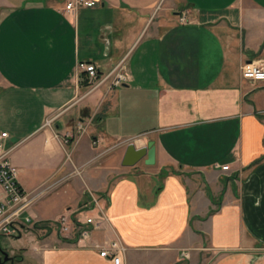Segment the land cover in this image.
<instances>
[{"label":"crops","instance_id":"1","mask_svg":"<svg viewBox=\"0 0 264 264\" xmlns=\"http://www.w3.org/2000/svg\"><path fill=\"white\" fill-rule=\"evenodd\" d=\"M67 1L0 0V131L30 200L27 229L0 251L114 264L93 246L118 240L119 264H264V82L240 74L264 64V0H95L75 13ZM121 60L112 90L78 69ZM148 142L152 165H121ZM91 195L106 221L69 242L95 214ZM63 217L67 233L32 230Z\"/></svg>","mask_w":264,"mask_h":264},{"label":"built area","instance_id":"2","mask_svg":"<svg viewBox=\"0 0 264 264\" xmlns=\"http://www.w3.org/2000/svg\"><path fill=\"white\" fill-rule=\"evenodd\" d=\"M96 5L95 0H68L64 10L67 13H75L81 8H93ZM180 21L184 23L185 18ZM78 69L81 75H84L86 82L93 85L94 88L105 86L108 90L121 87L126 82L125 63L121 60L109 72L101 73L99 68L91 63H79ZM241 77L251 84L264 82V64L260 62H249L241 66ZM93 88V89H94ZM8 138L6 132L0 131V187L3 189L4 198L0 201V238L16 237L27 229L30 218L24 216V212L30 202L29 196L17 182V169L9 162V150L5 147V141ZM227 170V167H221ZM90 208L95 214L84 217L76 224V231L79 230L78 241L86 240L89 237L90 229L99 227L106 221L102 208L99 207V199L90 196ZM61 233H67L66 218L57 221ZM95 249L103 258H110L114 264H119L122 254L126 248L118 240L110 241L104 246L94 245Z\"/></svg>","mask_w":264,"mask_h":264},{"label":"water","instance_id":"3","mask_svg":"<svg viewBox=\"0 0 264 264\" xmlns=\"http://www.w3.org/2000/svg\"><path fill=\"white\" fill-rule=\"evenodd\" d=\"M142 160H144L147 165H152L154 163V147L152 142H148L141 148H136L132 143L128 144L121 159V165L123 167H134ZM0 253L3 257L0 263L9 261L13 264L12 258L9 257L7 253L3 251H0Z\"/></svg>","mask_w":264,"mask_h":264},{"label":"trees","instance_id":"4","mask_svg":"<svg viewBox=\"0 0 264 264\" xmlns=\"http://www.w3.org/2000/svg\"><path fill=\"white\" fill-rule=\"evenodd\" d=\"M171 172H173V171H171ZM213 202H215V201H213ZM215 205L218 207L219 206V203L218 202H215ZM213 212H214V210H210L209 213H208V215L212 214ZM52 225H54L56 227L55 229L58 230L59 225H58L57 222L53 223ZM52 228L53 227L48 222L35 223L32 226V230L33 231H36V230H44L46 235L51 232ZM78 236H79V230L76 231V234H75L74 238L71 239V240H69V242H75L77 240ZM63 240H66V239H63Z\"/></svg>","mask_w":264,"mask_h":264},{"label":"rangeland","instance_id":"5","mask_svg":"<svg viewBox=\"0 0 264 264\" xmlns=\"http://www.w3.org/2000/svg\"><path fill=\"white\" fill-rule=\"evenodd\" d=\"M186 12H187V11H184V15H181L180 17H184V18H185V16H186ZM145 145H146V144H145ZM145 145H144V146H145ZM140 166H142V164H140ZM97 198H98V197L95 196V199H97ZM89 205H90V202H89ZM51 226L53 227L54 233H58V234L61 233L59 230H56V229H55L56 227H55L54 225H51ZM24 232H25V231H23L22 233H20V235L23 234ZM22 240H24V238H22ZM9 243H12V239H10V238H9ZM12 244H13V243H12ZM19 244H20V243H18L17 245H14V244H13L12 246H13L14 249L17 248V250H18V247H16V246H19ZM0 247H1V248H5L4 240H3V239L0 240ZM6 253H7V252H6ZM7 255H8V254H7ZM1 261H2V259H1ZM2 264H4V262H2ZM6 264H8V262H6ZM26 264H35V263H34V261H32V260H27V261H26Z\"/></svg>","mask_w":264,"mask_h":264},{"label":"flooded vegetation","instance_id":"6","mask_svg":"<svg viewBox=\"0 0 264 264\" xmlns=\"http://www.w3.org/2000/svg\"><path fill=\"white\" fill-rule=\"evenodd\" d=\"M1 258H3V257L1 256ZM10 264H11V262H10Z\"/></svg>","mask_w":264,"mask_h":264}]
</instances>
